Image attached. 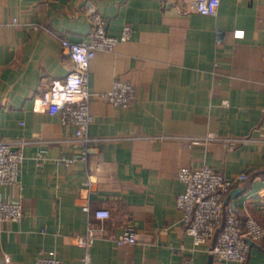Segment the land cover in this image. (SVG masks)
Masks as SVG:
<instances>
[{"label": "crops", "instance_id": "1", "mask_svg": "<svg viewBox=\"0 0 264 264\" xmlns=\"http://www.w3.org/2000/svg\"><path fill=\"white\" fill-rule=\"evenodd\" d=\"M188 1L0 0V141L23 153L18 182L0 184L2 198L23 205L19 220L0 223V264H35L49 250L62 264L85 254L89 264H207L214 237L195 247L176 205L182 166L246 172L224 202L264 224V0H220L214 15L183 11ZM88 3L109 34L132 30L89 62L84 143L34 101L72 68L60 37H87ZM116 79L136 87L126 107L102 95ZM210 129L238 144L188 143ZM99 207L110 211L105 231L79 244ZM125 226L138 239L117 244ZM249 244L244 264H264V237Z\"/></svg>", "mask_w": 264, "mask_h": 264}, {"label": "built area", "instance_id": "2", "mask_svg": "<svg viewBox=\"0 0 264 264\" xmlns=\"http://www.w3.org/2000/svg\"><path fill=\"white\" fill-rule=\"evenodd\" d=\"M220 0H190L182 6L183 11L214 15L217 13ZM91 29L86 38L78 41L60 37V43L67 52L72 68L62 79L53 81L45 94L36 97L40 99L43 111L50 114L58 113L62 122L73 123L76 135L82 137L84 143L88 140L87 129L93 116L89 110L90 91L87 86L88 65L96 51L112 49L120 41L130 37L131 26L124 24L119 35L107 32L106 21L102 14L92 4L86 7ZM15 22V20H14ZM40 25H35L38 27ZM75 87H70L71 83ZM60 85L59 89L55 84ZM136 87L129 81L116 79L111 89L102 95L113 105L126 107L136 98ZM47 97V99H45ZM59 97H77V99L61 100L57 105L54 101ZM35 99V100H36ZM219 140L225 147L232 148L238 144L236 137H222L216 130L190 137L189 144H205ZM85 158V153L82 155ZM23 159L22 149L14 148L6 141H0V184H16ZM72 159H67L70 161ZM178 177L184 183V189L176 197V205L181 210L185 231L192 237L196 247L214 237L209 247L211 255L217 261L233 260L244 264L248 258L249 241L264 237V224L253 215L244 219L234 209L226 204L225 197L238 180L247 177L246 172L237 176H227L212 166L203 163L199 167L182 166L178 169ZM87 208V207H86ZM23 215V205L17 199H4L0 196V223L17 221ZM93 217L88 221L86 234L80 236L79 244L87 246L92 240L105 231L104 220L110 216L106 207L93 210ZM137 233L130 226H125L116 237L117 244L134 243ZM35 264H62L55 250L41 253ZM79 264H89L88 255H83ZM133 264H143L134 262ZM181 264H197L193 257L186 256Z\"/></svg>", "mask_w": 264, "mask_h": 264}, {"label": "clouds", "instance_id": "3", "mask_svg": "<svg viewBox=\"0 0 264 264\" xmlns=\"http://www.w3.org/2000/svg\"><path fill=\"white\" fill-rule=\"evenodd\" d=\"M234 35H235V37L236 38H243V36H244V33H243V30H240V29H238V30H236V32L234 33ZM76 85H75V83L73 82V83H71V85H70V87H75ZM55 88L56 89H59L60 88V85L58 84V83H56L55 84ZM45 99H47V97H45ZM65 99H77V97H59V98H57L55 101H54V103L55 104H57V105H59L60 104V102H61V100H65ZM34 111H36V112H42L43 111V107H42V105H41V101H40V99L39 98H37L35 101H34Z\"/></svg>", "mask_w": 264, "mask_h": 264}, {"label": "water", "instance_id": "4", "mask_svg": "<svg viewBox=\"0 0 264 264\" xmlns=\"http://www.w3.org/2000/svg\"><path fill=\"white\" fill-rule=\"evenodd\" d=\"M248 241H249V243H250V242H251V239H248ZM211 258H212V256H210V258H209L207 264H210V263H211Z\"/></svg>", "mask_w": 264, "mask_h": 264}, {"label": "trees", "instance_id": "5", "mask_svg": "<svg viewBox=\"0 0 264 264\" xmlns=\"http://www.w3.org/2000/svg\"><path fill=\"white\" fill-rule=\"evenodd\" d=\"M241 217V216H240ZM242 219H244L245 217H241Z\"/></svg>", "mask_w": 264, "mask_h": 264}]
</instances>
